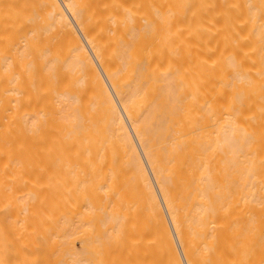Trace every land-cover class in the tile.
I'll use <instances>...</instances> for the list:
<instances>
[{"label":"bare ground","instance_id":"obj_1","mask_svg":"<svg viewBox=\"0 0 264 264\" xmlns=\"http://www.w3.org/2000/svg\"><path fill=\"white\" fill-rule=\"evenodd\" d=\"M0 264H264V0H0Z\"/></svg>","mask_w":264,"mask_h":264},{"label":"rangeland","instance_id":"obj_2","mask_svg":"<svg viewBox=\"0 0 264 264\" xmlns=\"http://www.w3.org/2000/svg\"><path fill=\"white\" fill-rule=\"evenodd\" d=\"M221 125V124H220ZM224 129H226L227 127H226V123L225 122H223L222 123V125H221ZM232 127V129H233V124L229 127V128H231ZM250 190H251V188H250Z\"/></svg>","mask_w":264,"mask_h":264}]
</instances>
